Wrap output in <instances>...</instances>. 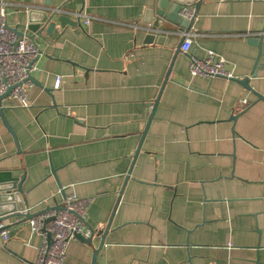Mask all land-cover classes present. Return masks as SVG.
Returning a JSON list of instances; mask_svg holds the SVG:
<instances>
[{
  "label": "crops",
  "instance_id": "obj_1",
  "mask_svg": "<svg viewBox=\"0 0 264 264\" xmlns=\"http://www.w3.org/2000/svg\"><path fill=\"white\" fill-rule=\"evenodd\" d=\"M161 1L179 0H0L8 25L38 45L31 76L42 86L28 87L27 108L6 101L0 173L22 179L33 214L67 194L92 199L95 248L112 220L97 264H264V40L248 42L264 2L203 0L189 32L193 53L214 52L262 100L240 82L193 77L180 28L145 23ZM58 10L76 25L57 16L51 34L29 28ZM5 222L0 264H35L42 235ZM93 254L75 239L64 264Z\"/></svg>",
  "mask_w": 264,
  "mask_h": 264
},
{
  "label": "built area",
  "instance_id": "obj_2",
  "mask_svg": "<svg viewBox=\"0 0 264 264\" xmlns=\"http://www.w3.org/2000/svg\"><path fill=\"white\" fill-rule=\"evenodd\" d=\"M264 2V0H252V2ZM195 9L190 4H184L181 16L193 19ZM91 22L86 20V24ZM261 35V33H257ZM185 40L181 46V52L189 58V71L193 77H206L208 79L225 78L233 79L232 73L225 69L224 60L208 51L203 58L192 52L193 35L184 33ZM40 56V50L34 40L28 35L19 34L6 22V12H0V97L4 96L9 88H12L9 100L16 102L19 107L29 106L28 87L32 86L30 80L34 64ZM64 79L58 78L56 88ZM248 105L247 100H242ZM92 199H80L74 194L63 197L59 209H48L39 212L30 218L29 224L33 233L42 235L43 244L39 249V256L35 264H64L69 243L76 239V234L90 237L91 233L86 228V217ZM30 209H26L23 215H29ZM23 220V218H21ZM51 235L48 242L47 236ZM10 239L8 224L0 221V240Z\"/></svg>",
  "mask_w": 264,
  "mask_h": 264
},
{
  "label": "water",
  "instance_id": "obj_3",
  "mask_svg": "<svg viewBox=\"0 0 264 264\" xmlns=\"http://www.w3.org/2000/svg\"><path fill=\"white\" fill-rule=\"evenodd\" d=\"M202 1L203 0H199V1L179 0L177 3H171L168 1L158 2L154 8L148 9V11L146 12L145 23L147 25L152 24L153 29L155 31H161L164 29V24L168 22L180 28L183 34L189 33L196 20L197 8L199 7ZM192 2L196 4L195 5L196 10H195L193 19L189 20L188 18H185V17L183 18L180 13H181V10L184 4L192 3ZM60 10L54 11L49 15L47 13H44L42 16V19L39 22L30 21L31 24L29 28L35 34L39 35L43 31L42 29L43 26H46L47 33L51 34L56 29L57 22L60 24V27H64L66 25H76L75 22H72L70 20V17H68L67 15L61 14L60 16H58V13L60 12ZM57 16H58L57 22H55V18ZM155 33L156 32H153V31L148 32V35L146 36L147 37L146 44H150L155 40ZM260 33L261 35L255 36V38H251L248 41L249 44H252L253 46H257L259 49L261 48L262 42L264 40V27L260 31ZM19 34L22 35V33H19ZM28 37L31 40L34 39L33 36L28 35ZM184 40H185V36L183 37V40L181 41L178 49L181 48ZM251 76L255 77V71L252 73ZM30 80L33 84L42 88V86L35 80L33 76L30 77ZM231 80H234L238 83L240 82L244 87H246L248 90H250L251 92L255 94L253 89L249 87V81H250L249 78H243L239 80L231 79ZM11 90L12 88H9L8 91L5 93V95L0 97V114L3 117H4V112H3L4 106H6V104L8 103L6 101L9 100V95H10L9 93ZM45 91L47 93H51L50 89H45ZM255 95L258 96L259 99L263 100V97H261L258 93ZM232 119L233 121H235L236 117L233 116ZM4 123H5L6 128L13 134L12 129L9 128L5 120H4ZM26 208H27V201L25 199V195H24V191L22 187V179H20V181L18 182H15L14 180H11L9 174L0 173V221H6L9 219H12L13 217L23 218V220L26 221V220H30V218H33L35 215L39 213V212L34 213V214L30 213L29 215L25 216L23 215V212L26 210ZM48 209H55V208L50 207ZM111 224H112V220L108 222L105 229L102 231V233H100L101 243L98 248H95L94 243H93V239L97 233L90 226L86 225V228L91 233L90 237H85L81 234L75 235L76 239H78L79 241L83 243H86L87 245L91 247L92 251H94L93 264H97L98 255L101 252L102 245L105 242V239L108 235V231L110 230ZM47 239H48V242L51 240L50 234L47 236Z\"/></svg>",
  "mask_w": 264,
  "mask_h": 264
}]
</instances>
